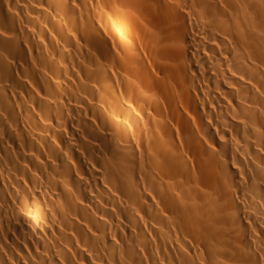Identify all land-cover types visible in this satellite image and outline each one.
<instances>
[{"label":"bare ground","instance_id":"obj_1","mask_svg":"<svg viewBox=\"0 0 264 264\" xmlns=\"http://www.w3.org/2000/svg\"><path fill=\"white\" fill-rule=\"evenodd\" d=\"M0 264H264V0H0Z\"/></svg>","mask_w":264,"mask_h":264}]
</instances>
